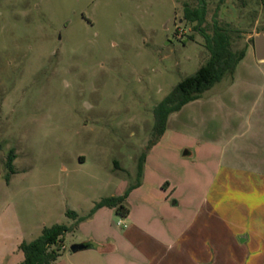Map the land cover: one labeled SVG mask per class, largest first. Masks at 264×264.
<instances>
[{
	"label": "rangeland",
	"instance_id": "obj_1",
	"mask_svg": "<svg viewBox=\"0 0 264 264\" xmlns=\"http://www.w3.org/2000/svg\"><path fill=\"white\" fill-rule=\"evenodd\" d=\"M202 1L203 28H228L246 56L157 138L155 107L210 56L185 16L201 0H0V264H21L20 245L55 224L69 231L53 264H111L104 238L132 224L116 209L89 215L140 184L126 203L135 221L156 208L162 182L183 223L200 204L235 224L261 212L264 237V62L254 47L264 0ZM88 241L96 260L71 251Z\"/></svg>",
	"mask_w": 264,
	"mask_h": 264
},
{
	"label": "crops",
	"instance_id": "obj_2",
	"mask_svg": "<svg viewBox=\"0 0 264 264\" xmlns=\"http://www.w3.org/2000/svg\"><path fill=\"white\" fill-rule=\"evenodd\" d=\"M161 184L156 208L142 210V218L137 221L130 210L124 216L132 224L129 229L117 237L104 238L113 242L111 264H263L264 237L255 231L256 221L263 219L261 212L250 222L235 224L228 214L215 221L213 205L202 214L205 204H200L194 208L193 218L183 223L175 218L182 202L173 200L170 184L163 188ZM140 187L129 194L127 203ZM89 239L98 244V237ZM84 251L89 252L85 258L98 259L95 246Z\"/></svg>",
	"mask_w": 264,
	"mask_h": 264
},
{
	"label": "trees",
	"instance_id": "obj_3",
	"mask_svg": "<svg viewBox=\"0 0 264 264\" xmlns=\"http://www.w3.org/2000/svg\"><path fill=\"white\" fill-rule=\"evenodd\" d=\"M225 0H221L223 3ZM186 20L195 25L205 39V47L210 56L208 61L202 65L194 74L182 80L173 91L164 99L154 111L155 134L161 137L167 127L171 114L179 112L185 105L198 100L201 95L210 90L220 82L226 75H233L238 64L245 58L246 50L235 51L232 46L231 31L215 21L212 33H208L203 25L206 23V3L201 0L196 8L186 9ZM15 156L9 157L6 165L10 172L15 173L13 161ZM143 161L139 164L138 174L142 175ZM9 181V178L8 180ZM128 193L104 198L96 204L89 216H92L101 208L116 209L124 216L129 212L126 206ZM68 216L78 219L74 211H68ZM85 218H80L79 221ZM69 231L65 225L55 224L52 227H45L42 235L32 242H23L20 249L24 254V261L21 264H53L62 255L63 238ZM92 246L90 243H84Z\"/></svg>",
	"mask_w": 264,
	"mask_h": 264
},
{
	"label": "water",
	"instance_id": "obj_4",
	"mask_svg": "<svg viewBox=\"0 0 264 264\" xmlns=\"http://www.w3.org/2000/svg\"><path fill=\"white\" fill-rule=\"evenodd\" d=\"M254 47L256 59L259 62H264V33H260L254 37ZM188 154V153H187ZM93 248L92 246H87L85 244H76L71 247L73 253H78L87 249Z\"/></svg>",
	"mask_w": 264,
	"mask_h": 264
},
{
	"label": "flooded vegetation",
	"instance_id": "obj_5",
	"mask_svg": "<svg viewBox=\"0 0 264 264\" xmlns=\"http://www.w3.org/2000/svg\"><path fill=\"white\" fill-rule=\"evenodd\" d=\"M186 9H187V8H186ZM186 9H185V14H186ZM176 86H177V85H176ZM176 86H175V87H176ZM175 87H174V88H175ZM174 88H173V89H174ZM172 91H173V90H172ZM172 91H171V92H172ZM171 92H170V93H171ZM170 93H169V94H170ZM166 97H167V96H166ZM166 97H165L164 99H166ZM162 101H163V100H162ZM160 103H161V102H160ZM160 103H159V104H160ZM156 107H157V106H156ZM156 107H155V108H156ZM154 111H155V109H154ZM175 113H176V112H175ZM153 135L156 136V134H155V114H154ZM9 170H10V169H9Z\"/></svg>",
	"mask_w": 264,
	"mask_h": 264
}]
</instances>
